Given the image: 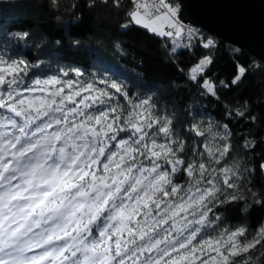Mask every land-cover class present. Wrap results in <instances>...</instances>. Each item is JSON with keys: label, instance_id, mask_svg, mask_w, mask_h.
I'll use <instances>...</instances> for the list:
<instances>
[{"label": "snow or ice", "instance_id": "6c2138e0", "mask_svg": "<svg viewBox=\"0 0 264 264\" xmlns=\"http://www.w3.org/2000/svg\"><path fill=\"white\" fill-rule=\"evenodd\" d=\"M87 7L166 41L194 90L179 115L175 103L161 111L109 75L33 63L19 51L30 33L0 24V264H264V219L251 238L250 226L221 227L231 212L264 208L248 186L257 169L233 156L256 141L237 146L229 123L256 117L247 101L219 119L200 102L219 103L248 69L217 84L204 56L185 73L174 58L215 42L184 22L177 0Z\"/></svg>", "mask_w": 264, "mask_h": 264}, {"label": "trees", "instance_id": "16d2710c", "mask_svg": "<svg viewBox=\"0 0 264 264\" xmlns=\"http://www.w3.org/2000/svg\"><path fill=\"white\" fill-rule=\"evenodd\" d=\"M91 2L57 0L53 4L52 0H0V24L9 31L30 33V38L21 42L19 51L33 63L43 61L45 65L51 64L53 69L80 67L109 75L125 83L132 93H142V99L153 96V103L161 111L165 104L171 107L175 103L179 115V110L189 100L190 90L194 89L170 64L164 47L167 42L140 27L122 30L120 26L126 22L122 14L109 13L101 7L89 10L87 4ZM200 32L205 39L212 36L215 46L211 49L196 47L192 55L184 54L174 59L186 73L196 59L210 56L213 64L208 75L217 84L220 80L228 82L237 66L248 69L239 88L219 90V103L211 98L200 102L208 113L219 119L226 108H236L247 101L249 115L256 117L255 122L247 118L239 123L226 119L222 122L230 123L237 146L244 138L256 141L253 151L245 154L237 147L233 156L242 162L245 159L251 161L257 171L248 186L258 197L264 196V175L259 172V165L264 163V61L246 48L212 34L207 36L205 30ZM57 41H60L59 45ZM74 41H79V45L76 46ZM244 187L242 184L241 188ZM262 219L264 208L256 206L246 218L239 211L231 212L221 227L250 226L251 238Z\"/></svg>", "mask_w": 264, "mask_h": 264}, {"label": "water", "instance_id": "95a60500", "mask_svg": "<svg viewBox=\"0 0 264 264\" xmlns=\"http://www.w3.org/2000/svg\"><path fill=\"white\" fill-rule=\"evenodd\" d=\"M184 22L246 48L264 61V0H179Z\"/></svg>", "mask_w": 264, "mask_h": 264}, {"label": "rangeland", "instance_id": "374dc122", "mask_svg": "<svg viewBox=\"0 0 264 264\" xmlns=\"http://www.w3.org/2000/svg\"><path fill=\"white\" fill-rule=\"evenodd\" d=\"M178 3H179V2H178ZM180 5H181V4H180ZM187 25H189V26H191V27H194V28H195V26H193V25H192V24H190V23H187ZM201 30L203 31L204 29H202V28H201ZM206 32H207V31H206ZM207 33H208V32H207ZM207 36H210V33H208V34H207ZM210 37H211L210 39L214 40L212 36H210Z\"/></svg>", "mask_w": 264, "mask_h": 264}, {"label": "built area", "instance_id": "2783aa9c", "mask_svg": "<svg viewBox=\"0 0 264 264\" xmlns=\"http://www.w3.org/2000/svg\"><path fill=\"white\" fill-rule=\"evenodd\" d=\"M177 2H179V0H177ZM180 3V2H179ZM186 24L189 23V22H185ZM191 24V23H190ZM193 26H195L196 29H199V31H201V27L200 26H197V25H194L192 24Z\"/></svg>", "mask_w": 264, "mask_h": 264}]
</instances>
